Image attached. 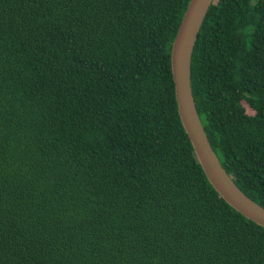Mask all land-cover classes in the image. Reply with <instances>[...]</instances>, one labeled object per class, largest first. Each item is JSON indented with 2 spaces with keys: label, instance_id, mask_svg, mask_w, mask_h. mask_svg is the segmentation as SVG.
Here are the masks:
<instances>
[{
  "label": "trees",
  "instance_id": "obj_1",
  "mask_svg": "<svg viewBox=\"0 0 264 264\" xmlns=\"http://www.w3.org/2000/svg\"><path fill=\"white\" fill-rule=\"evenodd\" d=\"M190 0H0V264H264L180 118ZM207 135L264 206V0H214L192 60Z\"/></svg>",
  "mask_w": 264,
  "mask_h": 264
},
{
  "label": "water",
  "instance_id": "obj_2",
  "mask_svg": "<svg viewBox=\"0 0 264 264\" xmlns=\"http://www.w3.org/2000/svg\"><path fill=\"white\" fill-rule=\"evenodd\" d=\"M213 2L190 0L173 42L172 72L179 114L196 156L216 191L233 208L264 227V206L249 197L222 164L202 123L193 94V53Z\"/></svg>",
  "mask_w": 264,
  "mask_h": 264
}]
</instances>
